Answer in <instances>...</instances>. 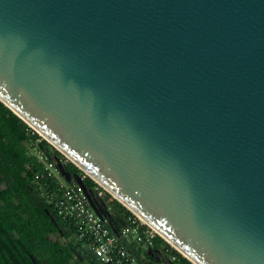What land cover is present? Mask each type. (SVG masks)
<instances>
[{
  "label": "water",
  "instance_id": "obj_1",
  "mask_svg": "<svg viewBox=\"0 0 264 264\" xmlns=\"http://www.w3.org/2000/svg\"><path fill=\"white\" fill-rule=\"evenodd\" d=\"M0 99L191 264H264V0H0Z\"/></svg>",
  "mask_w": 264,
  "mask_h": 264
},
{
  "label": "trees",
  "instance_id": "obj_2",
  "mask_svg": "<svg viewBox=\"0 0 264 264\" xmlns=\"http://www.w3.org/2000/svg\"><path fill=\"white\" fill-rule=\"evenodd\" d=\"M30 127L5 107L0 99V264H71L72 250L79 249L80 244L70 239L72 229L65 221L55 216L50 206L40 198L39 187L33 177L41 167L35 162L33 152L28 151L26 142L48 159H60L63 155ZM65 169L70 175L82 173L70 161H66ZM82 184L91 191L95 183L86 177ZM106 197L105 193L100 196L103 204L106 209L108 206L115 207L118 212L115 224L121 222L119 228L112 224L115 230L130 225L128 218L132 216V212L117 202L115 205L109 195ZM38 207L42 208L40 213L29 214ZM60 229L65 241L57 248L49 236ZM162 242H165L166 250H169L173 257V264H191L162 239L156 241L155 238L152 242L153 248H158ZM126 245L128 250L133 252L134 246L130 242ZM140 262L151 264L149 258ZM86 264L96 263L90 261Z\"/></svg>",
  "mask_w": 264,
  "mask_h": 264
},
{
  "label": "built area",
  "instance_id": "obj_3",
  "mask_svg": "<svg viewBox=\"0 0 264 264\" xmlns=\"http://www.w3.org/2000/svg\"><path fill=\"white\" fill-rule=\"evenodd\" d=\"M33 154L41 167L33 177L39 187V196L55 216L72 229L83 258L96 264H141L142 259L135 258L128 250V234L146 232L148 244H152L158 234L134 214L128 218L130 225L127 228L115 230L100 198L105 189L93 180L95 184L91 191L84 187L87 196L75 179H61L56 164L42 152L35 150ZM86 177L85 173L80 174L81 182Z\"/></svg>",
  "mask_w": 264,
  "mask_h": 264
},
{
  "label": "rangeland",
  "instance_id": "obj_4",
  "mask_svg": "<svg viewBox=\"0 0 264 264\" xmlns=\"http://www.w3.org/2000/svg\"><path fill=\"white\" fill-rule=\"evenodd\" d=\"M30 128L33 129L32 127H30ZM26 146H27L28 151H32V152L35 151L33 149V146L30 145L29 142H26ZM49 160H51L53 163L56 164V166L58 168V172H59V174L61 176L60 178L64 179V176L62 175L61 171L62 172H67L66 169H65V163H66V161H69V160L65 156H63L60 159L55 158V157L54 158H49ZM82 174H84V172H82L81 175ZM75 176H80V175H75ZM65 181H67V180H65ZM104 193H105V197L107 195L110 196V194L107 191H105ZM111 200H114L113 203L115 205H116L115 202L120 204L113 197H111ZM101 201L103 202L102 199H101ZM116 207L118 209L122 210V208H119V206H116ZM41 210H42V208L38 207L36 210L29 212V214L33 215V214H36V213H40ZM107 214L109 215L110 221H111V223L114 226H116L117 228L121 227V224H120L121 222H117V224H115L116 223L115 221L118 219V212L115 209V207L108 206ZM127 227H128V225H127ZM127 227H124V228H127ZM49 237H50V240L53 242L54 246L57 247V248L60 247L61 244L65 241V238L61 234V229L58 230L55 234L50 235ZM147 237H148V234L146 232L141 234L140 232L137 231V233L133 232V233H129L128 234L129 242L131 243L132 246H134V250L137 251V252H134V250H133V252H132L133 256L135 258L145 259V260H146V258L147 259L149 258L151 260V264H173L172 263V258L173 257L170 255L169 250H166L167 248L165 247L166 246L165 242L164 243L162 242L160 244V246L155 249V248H153L152 244H148L147 243V241L145 240V238H147ZM70 239H72L73 241L76 242L75 237H74L73 234L70 235ZM159 239H162V238L159 235H157L156 236V241H159ZM162 240H164V239H162ZM82 258H83V255L81 254L80 248L79 249L78 248L77 249H73L72 253H71L70 263L71 264H85L86 261L82 260Z\"/></svg>",
  "mask_w": 264,
  "mask_h": 264
},
{
  "label": "crops",
  "instance_id": "obj_5",
  "mask_svg": "<svg viewBox=\"0 0 264 264\" xmlns=\"http://www.w3.org/2000/svg\"><path fill=\"white\" fill-rule=\"evenodd\" d=\"M82 260L86 261V263H87V262H89V260H88V259H84V258H82ZM86 263H85V264H86Z\"/></svg>",
  "mask_w": 264,
  "mask_h": 264
},
{
  "label": "bare ground",
  "instance_id": "obj_6",
  "mask_svg": "<svg viewBox=\"0 0 264 264\" xmlns=\"http://www.w3.org/2000/svg\"><path fill=\"white\" fill-rule=\"evenodd\" d=\"M141 220V219H140ZM142 221V220H141ZM143 222V221H142ZM152 230V229H151Z\"/></svg>",
  "mask_w": 264,
  "mask_h": 264
}]
</instances>
